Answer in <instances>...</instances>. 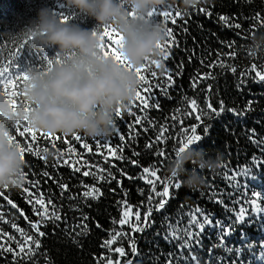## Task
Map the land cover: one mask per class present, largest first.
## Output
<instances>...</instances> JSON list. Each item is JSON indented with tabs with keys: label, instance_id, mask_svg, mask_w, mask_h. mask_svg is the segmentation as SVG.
<instances>
[{
	"label": "trees",
	"instance_id": "1",
	"mask_svg": "<svg viewBox=\"0 0 264 264\" xmlns=\"http://www.w3.org/2000/svg\"><path fill=\"white\" fill-rule=\"evenodd\" d=\"M171 5L181 10L179 0ZM42 7L52 9L58 17L75 14V19L70 21L84 28L90 29L96 24L94 19L79 14L74 9L66 8L64 0H0V67L15 65L20 71H26L33 67L43 68L42 57L52 58L56 54L55 49L41 50L34 48L27 39L11 37L21 33L37 17L38 10ZM201 7L208 8L213 12V15L211 17L205 15L199 11ZM219 15L229 17L230 24L225 25L220 22ZM257 18L264 20V0H205L203 4L187 14L181 10V15L175 17L176 24L169 23L179 47L172 45V52L166 61L162 54L159 58V68L151 65L152 70L157 73L156 79L152 81L154 84L167 81L171 74V79L175 82L169 88L171 99L161 95L159 89H153L159 99L160 108L159 110L149 108L144 115L155 121V124L145 123L144 126L149 127L148 132H144L141 125L137 124V135L131 140L128 138L127 124L134 120V116L129 114V108L137 101L134 100L131 104L121 108L122 120L115 115V124L120 128L125 139L123 142L119 140L115 131L107 139L111 140V149L123 148L124 160H117L109 155L110 163H105L103 155L96 151L95 139L97 138H89L81 133L53 134L56 139L52 143H46L52 139L50 137H44L43 141L38 137L36 143L41 149L46 148L47 153L43 156L26 153L25 165L22 170L25 173V178L22 186L13 191L0 189V216L4 221H8L7 223L0 221V231L18 237L19 233H16L15 229L11 227L13 222L18 227L31 231L25 217L30 220H35L37 217L33 214L32 204L25 197L29 192L34 194L37 191L31 187L32 182L37 179L40 181L39 191L46 194L45 202L47 196L50 195L53 198V203L60 209L59 214L66 217V222L63 219L56 224L50 221L47 227L41 228L46 236L42 238L41 249L31 260L17 258L11 253L4 252L0 255V264H97L94 255L99 257L102 252H105V249H102L100 245L103 240L108 238L109 231L112 229L121 230V226L118 223L113 224L112 221L118 222L121 218L123 209L120 201L125 199V193L128 203L133 206V212L137 210L136 206L141 202L147 204L151 185L141 178L145 175L142 171L143 167L159 168L157 174L161 180L169 177L166 167L169 160L175 156L182 126L190 127L197 123L193 116L183 115L190 107L183 99L184 96L195 98L199 107H206V99L210 100L217 110L219 102L221 100L224 102L226 110L218 118L204 121L211 125L209 133L202 141L194 144L197 148L207 150L208 155L213 158L219 153L222 156V163L214 172L208 170L202 172L205 183L198 189H189L182 184L178 190L170 187L169 192H174L175 198L169 200L163 211H153L151 219L155 223L143 233H132L130 225H124L122 230L129 232L137 241L139 255L131 256L129 254L121 258V264H126L128 259H132L134 264H192L190 259H181V250L177 247L179 241L169 239L166 242L165 236L168 233L166 223L170 221L175 227L176 222L183 217V223L186 224L188 217L184 213L197 205L206 212L213 213L214 220H222L225 224L229 222L230 218L235 219L236 215V212L232 210L226 211L225 206L234 207L237 211L240 207L251 209V201L255 200L264 208V163L257 164L253 160V156H256L264 161V150H262L264 144L258 145L257 143L264 140V82H252L253 79L258 81L255 71L260 70V65L264 64V51L256 52L255 56L249 55L251 51L249 48L250 34L252 36L258 31L264 32V25L260 24ZM235 23H239L241 27L235 28ZM116 39L117 37L114 35L111 40L107 37L104 38L106 51L116 50ZM164 42L165 40L162 43ZM227 42L233 43L231 49L225 46ZM21 43H24L22 50L20 49ZM217 52L221 54L219 59L226 65L237 68L236 73L231 72V67L209 69L206 66L218 59ZM16 53L20 54L16 56ZM233 53H235L234 58H229L233 56ZM202 60H204V64L201 63ZM181 63L183 67L179 68ZM253 64H256V69H252ZM246 69L248 70L247 74L241 75ZM9 70L13 71L12 68ZM177 71L179 75L175 74ZM209 71H212L216 78L198 83L193 88V78ZM242 80L245 81V85H241ZM208 85H212L210 93L206 92ZM249 101L252 102L251 108L244 112ZM228 108H236L243 114H233L227 111ZM177 109H180L179 113H177ZM136 114H139L138 110ZM173 115H180L182 124L180 120L174 122L167 119L166 121V118ZM165 122L170 127L164 141L157 144L154 142L155 138L159 134L160 126ZM173 123H175V127H171ZM251 130H255L254 135ZM77 134L83 138L84 142L89 143L90 150H83L80 146L81 142L77 141L73 147L76 149V153L82 154L83 159L78 160L76 155L70 159L61 157L59 153L67 149V144L62 143L60 138L66 137L68 143L72 144L74 136ZM197 134L203 136L202 125L198 128ZM13 135H16L15 130H13ZM53 143L56 145L55 148L52 146ZM149 144H152V147H148ZM161 149L164 150L165 156L157 155ZM134 152L139 155H133ZM60 159H68V164L52 167L53 163ZM132 160L137 161V164H133ZM85 161L88 162L87 165L84 163ZM93 165H99L102 169L111 167L122 186H118L116 181L100 182L97 186L103 193L102 196L98 199L83 197L82 193L86 189L81 185V181L89 187L97 183L94 177H85L82 174L83 171L90 168L92 171H98L92 167ZM223 165H227V169ZM76 166L81 167V172L74 171ZM188 167L191 168L192 165L189 164ZM240 167L251 169L248 177L243 179L238 177V180L246 187L232 189L224 179L225 172L231 173L233 169ZM119 169H123L127 176H122ZM44 171H47L52 179L42 176L41 173ZM128 176L135 178L128 179ZM251 176L254 178H250ZM56 181L63 182L68 186L63 196ZM163 186V183L158 181L156 183L157 191H162ZM213 188L215 191L212 190ZM141 191H143V195H141ZM218 192L224 194V205L210 200V196L217 197ZM70 196L76 198L69 199ZM245 196L248 197L247 201L240 204L235 203L243 201ZM13 204L16 205V208L12 207ZM139 210L143 220L145 207H141ZM81 213L89 217L86 221L89 231L83 236H78L76 233L80 230L76 228V225L80 222ZM96 222H99L102 227L97 228ZM241 233L244 234L243 237ZM225 241L228 247L221 248L218 243L217 230L211 227L206 228L202 234L203 249L194 250L200 257V264H264V259H261L262 246H264V212L255 213L254 210L246 212L245 222L238 224L233 234L225 237ZM10 246L16 248L15 243ZM116 246L113 245V247ZM123 246L128 252L126 239L123 241ZM229 248L241 251H229ZM209 249H213L211 256ZM109 254L114 261L118 257L116 253ZM182 255L187 258L188 252L185 250ZM173 257L176 259L173 260Z\"/></svg>",
	"mask_w": 264,
	"mask_h": 264
},
{
	"label": "clouds",
	"instance_id": "2",
	"mask_svg": "<svg viewBox=\"0 0 264 264\" xmlns=\"http://www.w3.org/2000/svg\"><path fill=\"white\" fill-rule=\"evenodd\" d=\"M175 2L64 0L66 8L94 19L95 26L89 29L70 20L62 21L52 9L42 7L21 33L11 36L27 39L34 48L55 49L61 62L50 70L28 69L22 92L30 111L25 112L23 105L13 109L11 101L0 95V189L18 190L23 184L25 161L19 148L9 140L17 122L27 121L30 127L52 134L81 133L100 139L113 135L116 110L135 100L140 84L135 69L146 61H159L162 56L157 45L166 38L164 26L148 19V13ZM204 2L179 0L185 14ZM105 26L123 36L119 52L131 69L111 56H103L100 45ZM249 48L253 52L264 51V32L250 37ZM221 163L219 153L213 158L207 150L191 145L169 160L166 171L169 177L180 179L182 186L198 189L205 183L202 172H214Z\"/></svg>",
	"mask_w": 264,
	"mask_h": 264
},
{
	"label": "snow or ice",
	"instance_id": "3",
	"mask_svg": "<svg viewBox=\"0 0 264 264\" xmlns=\"http://www.w3.org/2000/svg\"><path fill=\"white\" fill-rule=\"evenodd\" d=\"M199 11L203 12L205 15L211 17L213 15V12L210 11L206 7H201ZM181 15V10L179 8H174L173 5H168L164 9H154L153 11L148 13V19L154 20L157 23L163 24L164 31L166 33V38L164 43H160L157 45V48L160 50V52L163 54V59L166 61L171 52H172V45H175L176 47H179V43L177 42L175 38V33L173 32L172 27L169 26V23L175 25L176 19L175 17H178ZM62 21H69L75 19V14L72 16L67 15H61L59 17ZM218 20L220 22H223L225 25L230 24L229 17L225 15H219ZM258 22L262 25H264V20H259L257 18ZM234 27L239 29L241 25L239 23H235ZM116 36L117 39L115 41V51L111 50H105L106 44L104 42V38L107 37L109 40H111L112 36ZM251 37V34H250ZM123 36L114 28H111L109 26H105L103 29V38L102 43L100 45V50L103 54V56L108 57L111 56L113 59H115L118 63H120L125 68L131 69V65H129L126 61V59L122 56V54L119 52V49L123 46L122 44ZM225 43V42H222ZM226 47L231 49L233 47L232 42H227L225 44ZM24 47V43L20 44V49L22 50ZM259 48V46H257ZM256 52L250 51V56H255ZM20 53H16L15 55L18 56ZM220 53L217 52V60H214L207 64L206 66L209 69L212 68H220L225 69L227 67H231V72L236 73L237 68L235 66H229L226 65L220 57ZM235 53H233L232 57L234 58ZM191 59V58H190ZM43 61V69L50 70L51 67L54 64L60 63L61 58L58 55H54L52 58L48 56L42 57ZM202 64H204V60L201 61ZM151 65H154L156 68L160 67V61H146L144 65L140 68L135 69L138 79L140 81V87L138 88L136 92L135 100L137 103H134L132 107L129 108V114L134 116V120L127 124V128L129 129L128 132V138L129 140L133 139L136 133V125L140 124L144 132L149 131V127H145V123L148 125H154L155 121L149 119L147 116L144 115L145 112L148 111L149 108H154L159 110L160 108V102L158 97L153 92L154 88H157L160 90V94L165 96L168 99H171V96L169 95V88L173 86L175 83L171 79V74H169V78L167 81L161 83L156 82L155 84L152 83L156 79L157 73L156 71L152 70ZM179 68L183 67V64L181 63ZM252 69H256V64H253ZM12 68L13 71H10L9 69ZM27 71H20L18 70V67L15 65H8L6 67H0V95L5 96L11 101V105L13 109L19 107L20 105L24 106L25 112H28L31 110V107L24 102L21 97H23V92L21 89L25 86L28 75ZM247 69L241 73V75L247 74ZM167 72V70H166ZM264 64L260 65V70L255 71V77L258 78V81L256 79H253L252 82H264ZM176 75H179V72L177 71L175 73ZM216 76L212 71H209L208 73L198 75L193 78L192 86L193 88L196 87L198 83H201L208 79H215ZM241 85H245V81H241ZM212 89V85H208L206 92L210 93ZM183 99L190 105V107L184 112V116H193V118L197 121L196 124L191 125L190 127H183L182 131L180 132L179 136V144L178 147L175 149V155L179 154V152L184 151L187 147L194 145L208 135L209 129L211 127L210 124L204 123L206 119L210 120L213 118H218L221 113H223L225 109L224 102L221 100L219 102V109L214 108L210 100L206 99V107H199L197 105V100L195 98H188L187 96H184ZM252 102H247L244 112L248 111L251 108ZM137 110L139 114L137 113ZM227 111L232 112L236 115H241L243 112L236 108H228ZM180 112V109H177V113ZM116 117L120 120H122V112L121 108H118L116 110ZM167 119H171L174 122L177 120L181 121L182 124V118L180 115H173ZM203 126V136L198 133V128L200 126ZM170 126L165 122L160 126L159 134L155 138V143L159 144L164 141L165 136L167 134V130ZM171 127H175V123L171 125ZM22 129V130H21ZM14 130L16 135H11L9 137L10 143H14L20 150L21 153V159L24 160L25 154H32V155H40L43 156L47 153V149H41V147L36 143L37 138L39 137L40 140H44V137H50L52 139L46 141V143H52L53 140L56 138L53 137L52 133H44L42 130H37L32 127H30L27 123V121L21 123L17 122L14 126ZM115 132L122 142L125 139L124 134L121 133L120 128H118L115 124ZM252 134H255V130H251ZM27 133V135H26ZM17 137L21 138L18 139ZM61 142L64 144H67V149L64 152H60L59 155L61 157H68L69 159L76 155L78 160L83 159L82 154L76 153V149L73 147V144H75L77 141L81 142L80 146L83 150H90V145L88 142H84L83 138L80 135H75L72 144L68 143V140L66 137L60 138ZM259 144H264V140L258 141ZM111 140L110 139H95V147L96 151L101 153L103 155V159L105 163H110L108 160V156L111 155L117 160H124L125 157L123 156V148L122 147H116L115 149L110 148ZM53 148L56 147V145L52 144ZM148 147H152V144H149ZM264 150V149H262ZM95 154V153H94ZM133 155H139V153H133ZM157 155L165 156L164 150L161 149ZM167 158V157H166ZM253 160L257 163H264V161H261L258 157L253 156ZM133 164H137V161L132 160ZM47 164V161H45ZM86 165L88 164L87 161L84 162ZM61 164H68V159H60L57 160L55 163H53L52 167H59ZM70 166V165H69ZM92 167L96 168L98 171H92L90 168L87 171H83V176L88 177L92 176L96 179L97 183L89 187L88 185H85L83 181H81V185L86 189L83 191L82 195L85 198H93L98 199L100 196L103 195L99 187L97 186L100 182H108L111 183L112 181H116L118 186L121 185V181L117 180L116 175L112 172L111 167L107 169L100 168L99 165H93ZM225 169H227V165H223ZM159 168L157 167H143V175L141 178L145 179V181L151 185V190L147 198V204L145 205L144 202H141L140 205L136 206V211H132V205H130L126 198L125 193V199L120 201V204L122 206V215L120 220L117 222L116 220H113L112 223L116 224L118 223L121 226V230L112 229L108 233V238L103 240L101 243V248L105 249V252H102L99 257H96L94 255V259L97 261V264H121V258L128 256L129 254L131 256H137L139 255L137 250V241L133 238V236L129 232H125L122 230L124 225H130L131 232H141L143 233L148 228H150L152 225H154L155 221L151 219L153 215V211L160 212L163 211L166 208V204L169 202L170 199L175 198V193H170L169 188L174 187L175 189H179L181 187V182L178 178H172V177H165L163 180H161V177L157 174L159 172ZM74 171L79 173L81 172V167L76 166L74 168ZM122 176H127V173L123 169H119ZM251 172L250 168L247 167H240L235 168L232 170L231 173L225 172L224 179L228 182L229 186L232 189H243L246 187L245 184L241 183L240 180H238V177L243 179L244 177H248ZM99 173V174H98ZM42 176L47 177L48 179H52L50 174L47 171H44L41 173ZM21 176L23 179L25 178V173L21 172ZM128 179H134L135 177L128 176ZM250 178H254V176H251ZM163 183V189L162 191H157L156 189V183L157 182ZM57 186L61 189V195L63 196L64 191L67 190V184L56 181ZM31 187L37 189V191L33 194L29 192L25 199L32 204V210L33 214L37 217L35 220H30L29 218L25 217V219L28 221L29 227L31 231H26L25 229L18 227L16 223H12L11 227L15 229L16 233H19V236L16 235H9L7 232L0 231V255H2L4 252L11 253L14 257L17 258H25L27 260H31L41 249L42 247V238L46 236V233L44 231H41L42 227H47L48 222H53L56 224V222L61 221L62 219L66 222V217H62L60 213V209L57 205L53 203V198L49 195L47 196V201L45 202V193L39 191L40 187V181L39 179L32 182ZM211 187V186H210ZM215 191V189H212ZM27 191V189H25ZM115 191V189H113ZM141 195H143V191H141ZM259 195V193H257ZM224 194L223 192H218L217 197H211L210 200H212L214 203L224 205ZM76 197L70 196L69 199H75ZM159 198V199H157ZM248 197L245 196L243 201H236V204L243 203L244 201H247ZM155 202V203H154ZM9 203H11L9 201ZM13 208H16V205H12ZM145 207V211L143 214V220L141 219V212L140 208ZM183 207V206H182ZM225 210H232L236 212L235 219H229V222L225 224L222 220H214V214L211 212H206L202 207L197 205L195 208H190L187 213H184L185 216L188 217L187 223H183V217L180 218L176 222V226L173 227V224L169 221L166 223V227L168 228V233L165 236V240L171 239L174 241H179L178 243V249L181 250V259H190L192 264H200V257L198 254L194 251L195 249H203V243H202V234L204 230L208 227H211L213 229H216L218 232V243L221 248L228 247L225 241V237H229L233 234L235 231V228L238 226V224H242L245 222V213L249 212L250 210H254L255 213L264 212V208L260 206V204L256 203L255 200L251 201V209L249 207H240L238 211L233 207L229 208V206H225ZM22 214V213H21ZM134 217V220H133ZM89 219V217L83 213H81L80 222L76 225V228L80 231L76 233L78 236H83L88 229V225L86 221ZM0 221H3L7 223L8 221H4L3 217L0 216ZM58 226V225H57ZM96 227L101 228L102 225L99 224V222H96ZM67 231V229H65ZM75 231V229H74ZM243 233H241V236L243 237ZM128 241V249L129 251L126 252L125 248L123 246L124 240ZM13 243L16 244V248H12L10 245ZM113 245H117L116 247H113ZM188 252V257H183L182 253L183 251ZM229 251H241L238 249H232L229 248ZM213 252V249H209V254L211 256ZM109 253H116L118 254L117 259L114 261L112 259V256ZM176 258L173 257V260ZM261 259H264V246H262V256ZM126 264H134V261L132 259H128Z\"/></svg>",
	"mask_w": 264,
	"mask_h": 264
}]
</instances>
